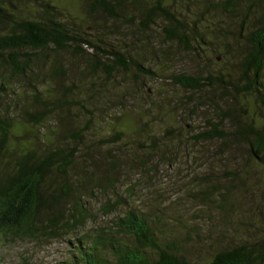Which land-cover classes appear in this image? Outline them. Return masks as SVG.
Segmentation results:
<instances>
[{"label":"rangeland","instance_id":"1","mask_svg":"<svg viewBox=\"0 0 264 264\" xmlns=\"http://www.w3.org/2000/svg\"><path fill=\"white\" fill-rule=\"evenodd\" d=\"M89 1L80 0L79 9L71 0L62 3L85 38L99 46V57L110 64L114 57L108 53L118 52L126 68L91 75L86 56L66 53L58 56L62 75L45 82L48 52L39 58L42 68H35L37 82L12 80L0 94L1 118L6 109L20 121L25 111L41 108L32 101V86L55 88L52 99L62 105L43 134H27L77 151L68 170L74 196L81 197L72 211L77 226L56 239L0 240V264H59L70 258L78 238L107 235L130 211L157 230L162 248L174 245L189 264H208L241 245H264V164L249 153L252 134H240L249 120L264 122V109L242 75L250 34L264 16L260 0H244L233 15L220 0H169L167 8L184 25L185 44L164 37L163 17L143 30L137 10L128 7L117 20L101 12L87 16ZM135 63L152 74L137 72ZM178 81L197 86L184 88ZM58 117L63 135L79 134L80 140L52 135ZM208 134L212 139L206 140Z\"/></svg>","mask_w":264,"mask_h":264},{"label":"trees","instance_id":"2","mask_svg":"<svg viewBox=\"0 0 264 264\" xmlns=\"http://www.w3.org/2000/svg\"><path fill=\"white\" fill-rule=\"evenodd\" d=\"M79 1L71 0L70 3L73 8L79 9ZM168 1L153 0L151 5L145 0H90L85 14L101 12L117 20L127 15V8L130 7L142 16L138 24L143 30H148L156 19L163 17L166 21V26L162 28L164 37L168 41L185 44L184 25L175 12L167 8L170 6ZM242 3L244 0L219 1L223 11L229 15L239 11ZM260 3L264 10V0H260ZM65 7L62 0H0L1 95L6 94L7 84L12 80L33 79L37 82L35 68H42L38 66L39 58L46 59L48 52H51L52 61L48 74L46 72L42 78L45 82L62 75L58 56L66 53L81 58L86 56V71L91 75L101 70L110 76L119 68H126L118 52L108 53L114 59L106 64V56L100 58L97 54L101 51L99 46L85 38L84 32L75 24L77 19ZM258 23L260 26L250 34L251 52L242 75L247 86L245 88L264 109V16L260 17ZM83 47L90 52H85ZM133 66L139 73L152 74L141 64L135 63ZM214 80L226 85L221 77ZM208 81L213 80L208 78ZM178 84L191 89L197 86L185 81H178ZM236 87L239 89L234 86L235 92ZM54 89L44 88L39 83L32 86V101L41 108L25 111L20 121H14V113L6 109L2 112L3 118L0 115V240L56 239L77 226L78 219H75L72 211H76L81 197L74 196L68 174L77 151L61 144L49 145L52 142L44 135L43 138L34 139L27 134L31 132L37 135L43 131V125L62 105L59 100L53 101ZM68 91L69 88L66 89ZM58 118L59 124L52 130V135L61 140H80L79 134L63 135V128L66 127L61 124L64 120ZM59 125L63 128L60 129ZM20 128L23 133L17 136ZM29 128L35 129V132ZM243 133L252 134V139L248 141L249 153L257 162L264 164V122L249 120L246 128L240 127V134ZM205 138L209 140L212 136L208 134ZM36 143H40L41 147ZM69 199L75 201L70 204ZM111 229L112 232L109 231L107 235L97 234L88 241L78 238L70 258L59 264H189L177 253L174 245L167 244L162 248L157 230L139 213L127 212L114 221ZM120 237L131 242L124 243L119 240ZM22 264L28 263L23 260ZM208 264H264V245L234 247L217 253Z\"/></svg>","mask_w":264,"mask_h":264}]
</instances>
